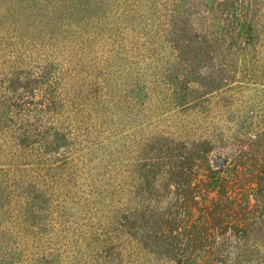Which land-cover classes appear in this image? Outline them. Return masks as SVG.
<instances>
[{
  "label": "rangeland",
  "instance_id": "obj_1",
  "mask_svg": "<svg viewBox=\"0 0 264 264\" xmlns=\"http://www.w3.org/2000/svg\"><path fill=\"white\" fill-rule=\"evenodd\" d=\"M237 155L259 218L227 264H264V0H0V264H218L180 202L225 213L190 185ZM176 200L177 255L154 234Z\"/></svg>",
  "mask_w": 264,
  "mask_h": 264
},
{
  "label": "trees",
  "instance_id": "obj_2",
  "mask_svg": "<svg viewBox=\"0 0 264 264\" xmlns=\"http://www.w3.org/2000/svg\"><path fill=\"white\" fill-rule=\"evenodd\" d=\"M235 28V35H237V37L234 40V44L231 46L233 50H237L236 48L248 41L252 35L250 26L245 24V22L243 25L236 24ZM243 35L248 36L242 41ZM24 110L25 108L23 111ZM191 155L195 167H199L203 164L202 150H200L199 147H195ZM237 158H242V156L237 155L234 157L231 165L228 163L225 177L222 178L212 174L211 180H208V176H206V181L198 179L192 181L190 185L192 189L193 187L196 189L194 192L196 195H204L203 197L208 195V192L211 190V185H215L214 187L218 185L220 188L225 186L227 191L226 198L224 199L226 205L224 208L225 213L221 214L218 212L220 209V201H206L205 198L206 202L204 201V203H201L197 200H193V198L188 199V196H184V194L187 193L190 188L181 186V193L185 197L180 202L181 208L185 210L189 203L195 205L192 219L195 224L194 229L196 232L194 242L198 244L202 240L207 241V247L205 249H199L203 250L204 256L211 258V262H217L218 264H227L232 260L231 254H234L233 250L249 240V234L252 232L259 218L255 215L253 206L250 202L248 200H242V196H245L247 192L251 190L256 191V186L259 182L256 184L255 181L257 177L254 178L250 176L252 183L247 187L248 191L245 189L244 174L242 173L243 169L241 164L242 160L239 159L236 161ZM168 163L171 177H175L177 174V161L169 160ZM250 164L252 165L251 162ZM142 166L144 167L145 164L143 163ZM248 171L251 170L249 169ZM242 190H244V193ZM133 210L132 212L129 211L128 215H122L125 220L126 228L132 230L134 234H140L146 237L147 231L152 229V224H157L160 217L157 221L154 219L152 222H149L152 217L156 218L157 216H153L147 206L140 205ZM164 213H167V217L163 220L160 219L156 230H154L155 238L166 244L165 250L167 252L177 255V200L175 202V208L173 210L169 209L163 212V214ZM186 223L187 220L182 224V232L185 231L187 226ZM45 259L46 258L41 257V260ZM48 261V259L45 260V262Z\"/></svg>",
  "mask_w": 264,
  "mask_h": 264
}]
</instances>
